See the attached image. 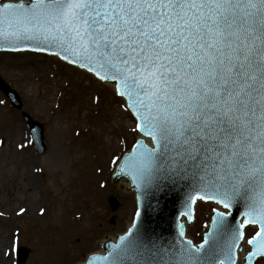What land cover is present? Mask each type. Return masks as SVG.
Returning a JSON list of instances; mask_svg holds the SVG:
<instances>
[{
    "label": "snow or ice",
    "instance_id": "obj_1",
    "mask_svg": "<svg viewBox=\"0 0 264 264\" xmlns=\"http://www.w3.org/2000/svg\"><path fill=\"white\" fill-rule=\"evenodd\" d=\"M0 50L110 86L144 137L120 166L141 199L183 192L186 221L211 207L201 243L137 211L89 264H264V0H0Z\"/></svg>",
    "mask_w": 264,
    "mask_h": 264
},
{
    "label": "rangeland",
    "instance_id": "obj_2",
    "mask_svg": "<svg viewBox=\"0 0 264 264\" xmlns=\"http://www.w3.org/2000/svg\"><path fill=\"white\" fill-rule=\"evenodd\" d=\"M22 64L31 71L29 77L32 78L27 84L11 77L14 71L19 72ZM43 72L48 75L46 79L35 78ZM0 76L17 90L24 104L22 111L16 110L0 91V99L7 103L3 109L8 120L4 121V115L0 124V140L6 141V145L0 144V156L6 159V165L0 166V232L4 234L8 250L3 252L7 259L5 264H16V248L19 246L32 251L26 264L81 263L89 254L100 250V242L106 238L115 239L125 232L135 217V195L126 189L125 184L119 187L112 183L117 163L139 137L135 133L126 135L116 124L120 118L133 124V118L121 111L120 103L124 99L116 96L110 86H105L91 74L69 66L57 57L2 53ZM43 81H47L53 89L54 97L57 91L62 94L59 100L52 98L48 102L55 105V111H47L44 115L28 99L29 95L36 96L39 90L43 91ZM32 84L37 86L33 89ZM22 112L44 125L47 146L44 155L35 152ZM56 119L62 125L57 141L60 146L63 145L65 156L64 171L59 175L51 173L46 164L52 148L50 121ZM13 124L19 125V133L12 134L10 125ZM106 124L113 125L114 140L110 133L98 132V128ZM20 140L24 141L21 151L27 164L37 173L34 182L38 191L46 198L39 215L27 208L15 213L16 209L23 208L14 197L16 182H6L8 175H14L20 169L15 159L16 143ZM107 140H112L113 144L119 140L120 150L117 147L112 152L106 150L103 146ZM111 156L115 157L113 162ZM111 195H115L121 203L115 213L108 204ZM198 209L195 222L188 228V236L195 242L202 239L212 214L211 207L207 205L200 208L198 204ZM112 216L114 223L110 224ZM13 241L16 247L9 252L8 247Z\"/></svg>",
    "mask_w": 264,
    "mask_h": 264
},
{
    "label": "bare ground",
    "instance_id": "obj_3",
    "mask_svg": "<svg viewBox=\"0 0 264 264\" xmlns=\"http://www.w3.org/2000/svg\"><path fill=\"white\" fill-rule=\"evenodd\" d=\"M23 70V71H22ZM17 71V70H16ZM16 71H14V73L12 74L11 77H13L14 80L16 81H20L22 80L23 83L27 84L30 79L32 77H29L30 74V70L27 66H24V64H22L19 69H18V73H16ZM47 74L43 73H39L38 75L35 76V78H37L38 80L41 79H46L47 78ZM33 89L37 86L35 84H32ZM42 88L43 91L38 92V94L36 96L33 95H29L28 99L37 107L38 112H42V114H46L47 111H55V105H51L48 102L50 100H52V98H55L56 100H59V98L62 96L61 92L57 91V93L55 94V97L53 95V89L49 86L47 81H43L42 82ZM110 110H113L112 108H110ZM113 114V113H112ZM4 115L6 118H4ZM112 117V116H111ZM4 118V121H8L7 120V115L4 112V109L2 106H0V124L2 123V120ZM59 119L53 120L52 122L50 121V127H51V138H52V148L50 149V153L48 155V159L46 161L47 166L50 169V172L54 173V174H58L64 171V162H65V156H64V147L61 144V146L59 145L57 138L59 137V135L62 132V125L60 123V121H58ZM118 124H116V126L119 129H123L125 131L126 135L131 136V134L133 133L132 129L134 127V124H129L127 123V120H124L122 118H120L118 120ZM102 124V123H100ZM103 125V124H102ZM115 127V126H114ZM10 131H12V134H17L20 132V127L19 125H10ZM113 125L112 124H106V126H101L98 128V132L99 133H110V135H112V140L115 139V137L113 136ZM112 140H107L104 142V148L108 151H111L114 148H118L120 146L119 140L116 142V144L112 143ZM21 145H23V147H21ZM14 148V147H13ZM24 149V141L20 140L18 141V143H16V161L20 164V169L17 170V172L14 175H8L6 178V182L7 184H14V182H16L15 184V188L13 189V193H14V197L16 199V201L18 203H20V205H22L23 209H30L32 210V212L34 214H40L42 212L43 206L46 203V198L43 196V194L41 195L40 192L38 191V187L36 186L34 179L37 177V173L35 170H33L32 167H29V164H27L26 162V158L24 155V152L21 151ZM118 150H120L118 148ZM111 162L114 161V156H111ZM2 160V162H0V166H5L6 165V159H3L2 156H0V161ZM2 163V164H1ZM1 174V173H0ZM61 177V176H60ZM122 184L126 185V189H128L129 184L126 182H122ZM122 185V186H123ZM20 195H22L21 199H20ZM8 212H10L8 210ZM20 210L16 209L15 213H19ZM6 239L4 237V234L2 233V231L0 232V264H5L6 263V256H3V252L7 250V246L5 245ZM9 248V247H8ZM244 253H240V256L243 257Z\"/></svg>",
    "mask_w": 264,
    "mask_h": 264
},
{
    "label": "water",
    "instance_id": "obj_4",
    "mask_svg": "<svg viewBox=\"0 0 264 264\" xmlns=\"http://www.w3.org/2000/svg\"><path fill=\"white\" fill-rule=\"evenodd\" d=\"M0 89L6 94L8 98L9 97L14 98L10 100L16 108L18 109L22 108L23 105L21 103L19 95L14 90H11L10 87L2 80L1 77H0ZM24 119L30 127L33 142L35 144L37 153L38 154L44 153L45 146L43 143L44 141L43 126L40 123L33 121L31 117L25 113H24ZM135 147L133 148V150L135 149ZM132 151L130 153H126L121 159L113 175V182L114 184H117L121 179H125L129 181L131 184V189L135 191L137 195L138 211L140 212L141 215L142 226L150 231L154 230L156 232H162L164 235L169 236L170 238L172 235L176 234L177 220H179L180 223H182L183 220V217L180 216L179 213L183 211L184 194L183 192H175V193H169L167 196L160 197L158 195L154 196L150 191H145L143 198L141 199L139 192L135 189L132 183L131 177L125 175L120 171V166L123 164L124 158L130 155ZM109 203L113 211L118 210V208L120 207L119 202L113 196L110 197ZM233 212L234 214H236L235 210H233ZM236 215H237V219H240V216L238 214ZM191 222L192 221H188V223ZM185 233H186V229H185ZM124 235L119 236L116 242L107 241L101 244L100 248L104 253H96L90 255L87 259V262L83 264H89V260L92 256L107 255L109 246L113 243H118L120 237ZM30 252L31 251L29 249L25 247H20L18 249V264H25L30 255Z\"/></svg>",
    "mask_w": 264,
    "mask_h": 264
}]
</instances>
